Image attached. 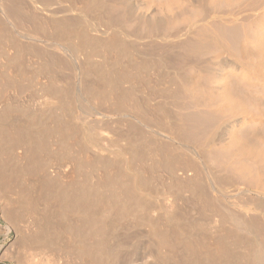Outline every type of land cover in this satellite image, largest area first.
Segmentation results:
<instances>
[{"label":"bare ground","instance_id":"1","mask_svg":"<svg viewBox=\"0 0 264 264\" xmlns=\"http://www.w3.org/2000/svg\"><path fill=\"white\" fill-rule=\"evenodd\" d=\"M0 37L16 48V68L0 79V97L8 91L10 102L0 100V143L10 151L25 145L23 170L9 167L35 176L18 191L19 205L36 214L31 264H264V0H0ZM35 61L50 78L42 100L27 105L60 113L30 128L12 114L30 72L21 68V81L17 69ZM49 138L60 147L50 150ZM67 138L78 156L110 162L115 176L124 169L126 183L112 195L145 208L130 216L148 222L156 238L149 250L113 238L124 211L98 224L102 196L94 183L73 185L69 168L78 159L67 164ZM6 164L0 186L9 188L15 171L10 177ZM66 173L74 188L55 192ZM153 182L164 194L149 190ZM44 190L51 201L42 213L47 194H34Z\"/></svg>","mask_w":264,"mask_h":264},{"label":"rangeland","instance_id":"2","mask_svg":"<svg viewBox=\"0 0 264 264\" xmlns=\"http://www.w3.org/2000/svg\"><path fill=\"white\" fill-rule=\"evenodd\" d=\"M16 55V48H15V46H13L12 44H9V43H7V41L4 39V38H1L0 37V79H2L3 78V76H5V75H7V73L8 72H12L13 70H14V68H16V67H14L13 65H12V60H11V58H14V56ZM33 59V58H32ZM33 60H36V59H33ZM39 67V63H38V61H35L34 63H28V62H26V63H24V65H22V63H21V66L20 67H18V76H21L20 75V71H21V68H23L24 70H26V71H30L28 74H27V80H26V84H27V89L25 90V93H23V94H21L20 95V99H21V101H19V110H16V109H14V112H13V114L12 115H14L13 116V118L15 119V120H17V121H19V122H22V121H24L25 120V125H26V127H30V128H36L37 126H39L40 124H44L45 123V121L51 116V115H57L58 113H60V110H44V111H35L34 113H32V109L33 108H35L36 106H34V103L35 102H33L32 103V105H27V102H29V101H31V100H35V101H39V100H42V98H38V97H40L41 96V85L43 84V83H45V82H47L48 81V79L50 78V76L48 75V74H46V75H42L41 73H38V72H36L35 70H36V68H38ZM21 81H22V76L19 78ZM241 91V93L242 94H244V95H249L250 93L248 92V91H246V90H240ZM2 92V91H1ZM0 92V93H1ZM3 95V96H2ZM7 97H8V91L6 92V93H2L1 94V97H0V100L2 101V103H3V106L4 105H9V101H8V99H7ZM89 101L90 102H92V100L91 99H89ZM264 106V105H263ZM2 105H1V107H0V114H1V112H2ZM263 110H264V108H262ZM32 118H35V121H33L32 120ZM9 127V126H8ZM3 127H0V131H1V129H2ZM105 135H107V136H109V134H108V132H105L104 133ZM67 140V141H66ZM65 140V142H63L62 144L64 145L65 143L67 144H65L64 146H66L67 148V151H66V153H67V159H65V160H67V162H64V163H67V164H73L74 166H75V164L73 163L74 161L76 162V160L78 161V165H77V162H76V165L78 166V167H74L75 169V171H72L73 169H71V168H69V178L70 177H72V179H70L71 181H72V183H73V185L75 186L76 184L78 185V182H79V180H81V178L80 177H83L82 178V181H80L79 183V185H78V187H77V185L75 186L76 188H79V186L81 185H83V184H89V187H88V185L86 186V184H85V186H82V187H80L81 189H83V187L84 188H88V189H90V187H91V189H94V187L92 188V186H94V184L97 186H95V189H97V192H99L98 194H97V192L94 190V192H96V194H97V196L98 197H101L100 199H98V201H101V202H104V204L103 203H101V205L103 204V206H101V205H99V204H97L99 207L101 206L102 208L105 206V208H104V211L106 212L105 214H104V211H103V209L100 207V209H99V207L97 206V205H95L94 206V208H96V207H98L96 210H101V211H99L100 212V218H99V216H98V224L101 226L102 224V220L103 219H106L107 220V218H108V220H111V218H112V220L114 219L115 220V217H116V220L118 219V217H119V214H121L120 212H122V211H124V212H126V210L127 209H125V207L128 205V203L130 202V200H129V198L128 197H124V196H121L120 194H118V199L120 200H122L123 198L122 197H124V200H126L125 198H128V203L126 202V204L124 203V201L122 202L121 200H120V202H118V200H116L117 199V196H115V195H117V190H118V193H119V189L121 188V186H124L125 185V183H126V180L125 179H123V175H125L124 173V169H121V167H120V169L119 168H117V171L119 170H121V172H117V174L119 173V175H113V173L115 172L116 173V169H115V171H114V169H113V167L114 166H112L111 164H110V162H99L98 161V163H97V161H96V163H95V161H93L92 159H87L86 157L88 156V154L85 156V154H83V155H81V156H78V154H77V151H76V149H78V143H77V141L75 140V142H74V139H69V138H67ZM50 142V143H49ZM3 142H1L0 143V145H1V147H0V161H5V162H7V167L9 168L7 171L8 172H12V174L11 173H9L8 175L10 176V174H11V176L10 177H12V175H13V172L15 171V172H17V175L15 174V172H14V176L12 177L13 178V180L12 179H9V176H7V180L9 179V181H7V183L9 182L10 183V185L8 186L9 188H5L6 186L5 185H1V186H3V187H1L0 186V194H3V195H1L0 196V264H31V259H28V258H30V257H28L27 258V256H29L31 253V255H35V254H37V251H36V246H34V244H35V242H32L33 240H34V236L33 235H35V232L37 233V225H36V223L34 222V215L36 216V214H34V211H30V208H29V210H26V209H28V207L26 208V207H24V206H26L25 204L24 205H19V204H22V201H20L21 199L19 198L20 197V192H18V191H20V189L22 190L23 189V191L25 190H27V188L28 187H30L31 186V183H32V181H33V179L35 178V176H34V174H30V173H28L27 171H26V173H25V171H22L23 169H22V167H24V165H25V163H26V159H24V146L25 145H21V144H19V145H17V146H14V148L12 149L11 148V151L9 150V149H7V146H5L4 144H2ZM77 143V144H76ZM61 144V145H62ZM2 145L4 146V147H2ZM24 147V148H23ZM58 147H60V141H59V143H57V140H56V138H49V141H48V148L50 149V150H56V149H58ZM4 148V149H3ZM7 149V151H6V149ZM65 148V147H64ZM8 151H10V152H8ZM70 151V152H69ZM68 153L71 155L70 157H75L76 158V160H75V158H70L69 157V155H68ZM90 155V154H89ZM82 156H84V157H82ZM90 156H92V155H90ZM90 156H88V157H90ZM79 157H80V159H79ZM2 158V159H1ZM3 158H4V160H3ZM5 158H6V160H5ZM85 158V159H84ZM92 158V157H91ZM9 159V160H8ZM71 159V160H70ZM72 159H74V160H72ZM64 160V161H65ZM90 160H92L91 162H89L90 163V165L92 164V163H94L93 165H91V167H89V164H88V161H90ZM9 161V162H8ZM25 161V163H23ZM135 161H137V160H134V162ZM72 162V163H71ZM85 162V163H84ZM12 163V164H11ZM83 163V164H82ZM109 163V164H108ZM136 164L138 163V162H135ZM21 165L20 167H19V165ZM23 164V165H22ZM69 164V165H70ZM107 166H106V165ZM80 165H81V167H80ZM83 165V166H82ZM85 165H86V167H85ZM105 165V167H103ZM108 165H109V167H108ZM110 165H111V168H110ZM9 166H11L12 168H13V166H15L16 167V169L17 170H19V169H22L21 171H22V173L24 174L25 173V175H22V173H20L21 171H17V170H15V167H14V170H12ZM92 166H94V167H92ZM99 166V167H98ZM102 168H101V167ZM19 169H18V168ZM82 168V170L80 169V168ZM101 168V169H100ZM103 168H105L106 170H104ZM111 169V171H110V169ZM116 168V167H115ZM123 168V167H122ZM112 169H113V171H112ZM9 170H11V171H9ZM50 170H53V169H48V174H49V172H50V177L51 176H53L52 174H53V172L52 171H50ZM71 171H72V173H71ZM110 171V172H109ZM19 172V173H18ZM75 172V173H74ZM105 172H108L107 174L105 173ZM68 173V172H67ZM67 173H66V175L65 176H61L62 178H60V177H58V178H55V181L54 180H52V181H54V183H56V181L58 180V179H60L55 185H54V191L56 192V191H58V192H60L61 191V188L62 187H67V186H69L70 188H74V186H72L71 187V185H69V183L70 184H72L71 183V181L69 182L67 179H69L68 178V176H67ZM79 173V174H78ZM83 175H82V174ZM114 173V174H115ZM120 173H121V175H120ZM19 174H21V175H19ZM45 173H43V175H44ZM81 174V175H80ZM16 175V176H15ZM33 175V176H32ZM42 175V176H43ZM105 175V176H104ZM113 175V176H112ZM20 176V177H19ZM32 176V177H31ZM55 176V175H54ZM53 176V177H54ZM66 176H67V178H66ZM105 177V179L106 178H110V176L111 177H113V180H109L110 181V183H109V181L107 180V182H106V180L103 178V177ZM107 176V177H106ZM115 176V177H114ZM117 176H119V177H117ZM123 176V177H122ZM155 176V178H156V174L154 175ZM74 177V178H73ZM92 177V178H91ZM100 177V178H99ZM118 179H117V178ZM122 177V178H121ZM16 180H15V179ZM20 178V179H19ZM27 178H29V179H27ZM30 178H33L32 179V181H31V179ZM87 180H86V179ZM97 178H99L100 180H97ZM114 178H115V180H114ZM120 178L122 179V183H121V180H120ZM57 179V180H56ZM104 179V180H103ZM112 179V178H111ZM12 180V181H11ZM76 180V181H75ZM78 180V181H77ZM117 180V181H116ZM155 180V179H154ZM67 181V182H66ZM73 181H75V182H73ZM100 181V182H99ZM113 181H114V183H113ZM118 183V184H116V182ZM118 181H120V182H118ZM63 182H65L64 184H63ZM69 182V183H68ZM77 182V183H76ZM82 182V183H81ZM88 182V183H87ZM125 182V183H124ZM8 183V184H9ZM62 185H60V184ZM67 183V184H66ZM94 183V184H93ZM15 184V185H14ZM66 184V185H65ZM30 185V186H29ZM60 186V187H57V186ZM64 185V186H63ZM119 185V187L118 188H116L117 186ZM151 184H149L148 186H147V188H149V187H151L150 186ZM28 186V187H27ZM101 186V187H100ZM154 186V187H153ZM14 187V188H13ZM109 187V188H108ZM110 187H111V189H112V191H111V189H110ZM2 188V189H1ZM13 188V189H12ZM58 188H60V189H58ZM117 190H116V189ZM30 189V188H29ZM58 189V190H57ZM62 189H65V188H62ZM66 189H69L68 187L66 188ZM106 189H110V190H106ZM116 191H115V190ZM15 190V191H14ZM60 190V191H59ZM101 190H102V192H101ZM149 190H152L151 192H153V194H158V195H161L163 192H164V190H163V188L161 189V185H158V184H156V183H154L153 182V185H152V189L151 188H149ZM5 191L7 192L6 193V195H5ZM14 191V192H13ZM113 191H115V195H114V199H113V195H112V192ZM155 191H156V193H155ZM163 191V192H162ZM4 192V193H3ZM22 192V191H21ZM45 192V193H44ZM47 191H43V193H42V191L39 193V192H37L36 193V195L34 194V196H36L37 198H39V197H46V195L45 194H47V197H46V199H48V200H44V198H43V200H44V204L42 203V202H40L41 200V198L40 199H38L37 201L38 202H40L41 204H43V205H39L40 203H38V209H39V211L38 212H41L42 211V213H44V210H45V205L47 204V201L49 202V201H51V198H49L50 196H51V194L49 193V192H47ZM105 192H107V193H109V194H107V193H105ZM120 192H121V190H120ZM159 192V193H158ZM13 193V194H12ZM15 193V194H14ZM39 193V194H38ZM49 193V194H48ZM103 193V194H102ZM161 193V194H160ZM8 194V195H7ZM17 194H19V195H17ZM164 194V193H163ZM42 195V196H41ZM105 195V196H104ZM108 195V198L106 197ZM109 195H111V196H109ZM4 196V197H3ZM8 196V197H7ZM49 196V197H48ZM103 196L105 197V198H107V200H109L110 201V199H113V200H116L115 202L117 203V206L115 205V202L112 200V201H103V200H105V198H103ZM9 197H12V198H9ZM14 197V198H13ZM110 197V198H109ZM121 197V198H120ZM1 198H3V199H1ZM103 198V200H101ZM5 199V200H4ZM13 202H12V201ZM42 200V201H43ZM4 201V202H3ZM8 201H9V204H7L8 203ZM18 203H17V202ZM21 203H20V202ZM97 201V203H100V202H98ZM11 202H12V204H11ZM14 202H16V203H14ZM46 202V203H45ZM112 202H114V203H112ZM123 204H122V203ZM14 203V204H13ZM96 203V202H95ZM17 204V205H16ZM8 205V206H7ZM12 205V206H11ZM16 205V206H15ZM112 205V206H111ZM125 206V207H123V208H121L120 206ZM7 206V207H6ZM20 206V207H19ZM21 206H23L24 208H26V209H24L23 207H21ZM41 206H43V207H41ZM109 207V208H107V207ZM129 206V205H128ZM8 207H10V208H8ZM16 207V208H15ZM113 207H115V208H113ZM138 207V209L137 210H139V212L138 211H136L134 208H132V209H130L131 208V206H129L128 207V215H126L124 212H123V214L124 215H126V216H124L123 214H122V216L120 215V217H119V219L120 218H122V217H125V219L124 218H122V219H118L117 220V222H120L121 224L123 223V224H125V226H126V228H125V226L123 227L122 225H118V224H120V223H117V225H116V229H114L115 231H113L112 232V235H113V238H115V240L116 241H119V240H122V241H125V242H127L128 241V245H130V246H128V247H130V248H132V250H133V247H134V244H135V247L137 246V245H139V246H137L136 248H134V250L135 249H137V251H138V249H139V251L140 252H146V250H149V246L150 245H154V242L152 243V241H155L156 240V238L155 237H153L152 239H150V236H153V235H151V234H149V233H151L150 232V227L148 226V222H144V221H141V222H138V221H136V222H138V224L134 221V220H132L131 219V216L130 215H133V214H135V213H141V214H143L142 212H144V210H145V208L143 209V208H141L142 206H137ZM3 208V209H2ZM14 208V209H13ZM19 208V209H18ZM22 208V209H21ZM113 209L114 211V213L112 214V211L111 210H109V209ZM121 208V209H120ZM127 208V207H126ZM136 208V207H135ZM8 211H7V210ZM13 211H12V210ZM116 209H120L121 211H117L116 212ZM122 209H125V210H122ZM12 212V214H11V212ZM31 210H33V209H31ZM107 210H109V211H111V212H109V211H107ZM131 210H133L134 211V213H133V211H131ZM3 211H4V215H3ZM27 211H29V212H27ZM130 211H131V213H130ZM136 211V212H135ZM9 212V213H8ZM98 212V213H99ZM108 212H109V214H108ZM119 212V213H118ZM126 212V213H127ZM8 213V214H7ZM103 213V214H102ZM117 213V214H116ZM133 213V214H132ZM6 214V215H5ZM41 213H39V215H40ZM60 214V213H59ZM58 214V215H59ZM107 214V215H106ZM10 215H13L12 216V218H11V216ZM33 215V216H32ZM38 215V216H39ZM57 215V216H58ZM61 215V214H60ZM59 215V216H60ZM102 215V216H101ZM9 216V217H8ZM62 216V215H61ZM104 216H107V217H104ZM118 216V217H117ZM130 216V217H129ZM104 217V218H103ZM114 217V218H113ZM129 217V218H128ZM133 218H134V216H132ZM33 218V219H32ZM57 218V217H56ZM102 218V219H101ZM110 218V219H109ZM126 218H128L127 220H126ZM126 220V221H124V220ZM57 221L58 220H60V222L62 223H64L65 222V220L63 219V216L62 217H60L59 219L57 218L56 219ZM115 220V221H116ZM123 220V221H122ZM130 221V222H129ZM134 221V222H133ZM59 221H58V223H60ZM100 222V223H99ZM103 222H105L104 220H103ZM108 222V221H107ZM127 222H129V223H127ZM144 222V223H143ZM60 223V224H61ZM104 224V223H103ZM140 224V225H139ZM146 225V226H145ZM119 226H122V227H119ZM128 226V227H127ZM148 226V227H147ZM155 226H157L156 224L153 226L155 229L157 228V227H155ZM162 225H159V230H163L164 231V227L162 228L161 227ZM118 228V229H117ZM120 228H122L123 229V231H122V229H121V231H119L118 232V230H120ZM148 228H149V230H148ZM126 229H129V231H127ZM157 230H158V228H157ZM131 231H133L132 233H131ZM124 232V233H123ZM130 232V233H129ZM120 233H122V234H120ZM129 233V234H128ZM133 233H135V234H133ZM124 234V235H123ZM125 234H127V235H125ZM132 234V235H131ZM115 235V236H114ZM117 235V236H116ZM122 235V236H121ZM138 235H139V237H138ZM149 235V236H148ZM124 236H126V237H124ZM133 236V237H132ZM144 236V237H143ZM63 237V236H62ZM118 237H120V239H117ZM122 237H124L125 239H123ZM128 237V238H127ZM131 237V238H130ZM138 237V238H137ZM127 238V239H126ZM134 240H133V239ZM33 239V240H32ZM131 239V240H130ZM153 239H155V240H153ZM127 240V241H126ZM138 240V241H137ZM29 241V242H28ZM131 243H130V242ZM145 241V242H144ZM135 242V243H134ZM32 243V244H31ZM34 243V244H33ZM134 243V244H133ZM141 243V244H140ZM132 244V245H131ZM34 246V249H35V251H33L34 249L32 248ZM133 246V247H132ZM28 247H29V249H28ZM139 247V248H138ZM140 247H142V248H140ZM31 249H33L32 251L33 252H30L31 251ZM145 250V251H144ZM137 251H135V253L137 252ZM28 252H30V254L28 253ZM133 253H134V251H132ZM129 253H131V251L129 252ZM133 253H131V254H133ZM27 254H29V255H27ZM130 254V255H131ZM34 257V256H33ZM104 257V256H103ZM149 258V254H148V256H146V259L147 260H149L148 258ZM27 258V259H26ZM104 260H107L106 259V257H104ZM104 260H102V261H104ZM150 260H151V262L152 261H154V259H152L151 257H150ZM170 260V259H169ZM169 260H159V264H171V263H173L174 264V261L172 262V260L171 261H169ZM146 261V260H145ZM161 261V262H160ZM166 261H169V263H167ZM153 264L155 263V261L154 262H152ZM132 264H134V263H132ZM136 264V263H135Z\"/></svg>","mask_w":264,"mask_h":264}]
</instances>
